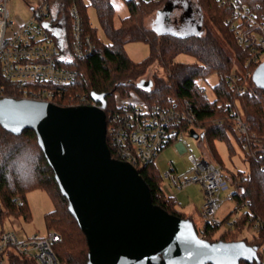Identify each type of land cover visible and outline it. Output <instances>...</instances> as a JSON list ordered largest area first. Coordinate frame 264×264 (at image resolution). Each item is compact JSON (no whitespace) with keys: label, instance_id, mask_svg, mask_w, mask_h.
I'll use <instances>...</instances> for the list:
<instances>
[{"label":"trees","instance_id":"16d2710c","mask_svg":"<svg viewBox=\"0 0 264 264\" xmlns=\"http://www.w3.org/2000/svg\"><path fill=\"white\" fill-rule=\"evenodd\" d=\"M60 1L65 13L72 5H77L84 32L92 38L95 47L87 57L71 63L77 78L68 87L67 93L86 94L90 100L93 92L104 93L108 125L110 113L116 108L117 93L123 98L138 93L146 102L160 105L171 104L170 99L189 101L196 111L198 122L206 129L205 138L215 159L217 151L214 139L228 138L229 131L236 136L249 162V170L234 175L233 179L238 181L240 187L239 193L234 195L235 200L240 205L249 201L251 209L264 219V89L256 86L252 79L245 82V73L250 71L252 75L258 64L247 63L249 50L238 42L236 31L232 28V22L236 19L235 10L243 4L250 13L264 20V0H197L201 14L208 15L215 32L209 27H202L200 34L186 37L159 35L144 23L148 15L168 0H126L129 14L121 19L118 27L114 24L115 8L111 0H88L89 4L84 0ZM90 5L97 11L107 41L98 37L97 30L90 23L87 12ZM180 9L183 11L185 8ZM180 13L176 16L178 22ZM66 27L70 32L68 17ZM128 41L148 43L150 54L141 61L132 60L125 49ZM180 53L192 56L194 61H178ZM157 60L166 78L160 81L153 79L151 90L139 88L136 83ZM233 70L241 75L239 83L244 90L240 94L227 81ZM212 74L217 76L218 81L212 86L214 97L208 98L200 92L198 83ZM57 104L68 105L67 97L58 99ZM237 114L242 115L247 123L250 135L254 134L249 139L248 149L244 148L247 139L236 130L234 117ZM139 172L148 183L155 203L170 213L186 218L175 199L164 190L163 174L159 173L155 160L140 167ZM34 189L46 191L54 202V208L45 214V219L47 231L53 230L59 235V240L54 244L59 260L63 264H87L89 248L85 233L68 208V200L62 194L54 171L38 144L36 132L25 128L21 133L14 134L0 125L1 217L22 216L30 219L26 194ZM195 227L199 232L196 224ZM221 227L205 223L201 228L203 237L210 241L241 240L244 219L222 232ZM245 241L259 250L264 242V231L257 238ZM9 264L36 263L12 252Z\"/></svg>","mask_w":264,"mask_h":264},{"label":"built area","instance_id":"2783aa9c","mask_svg":"<svg viewBox=\"0 0 264 264\" xmlns=\"http://www.w3.org/2000/svg\"><path fill=\"white\" fill-rule=\"evenodd\" d=\"M235 14L232 28L236 31L238 42L249 50L247 63L259 64L264 61V20L250 13L245 4L237 8ZM67 17L70 32L66 27ZM54 32L64 38L63 47ZM94 48L92 38L84 32L82 15L77 5H72L65 13L63 8L52 10L48 2L40 1L29 19L16 24L10 19L7 0L0 1V98H26L57 104L58 99L67 97L68 105H100L93 98L90 100L86 94L67 93L68 87L77 78V72L71 67V63L87 57ZM251 76L250 71L245 73V82ZM240 78L241 75L236 70L227 77L237 94L244 90V86L239 83ZM198 84L200 92L211 98L209 89L212 90V85L209 80L200 79ZM170 101L169 105H160L148 103L136 95L117 97L116 108L110 113V122L107 124V142L111 155L130 162L139 170L152 163L181 133L191 134V129L197 132L198 128L205 132V127L198 122L196 111L189 101ZM234 121L237 132L247 139L244 148L248 149L249 139L254 134L250 135L242 115H235ZM177 146L182 151L187 150L181 141ZM189 162L190 168L181 175L175 172L172 164L163 174V179L168 180L169 189H183L196 183L202 187L204 201L200 208L203 219L201 228L208 222L228 229L234 227L235 222L244 219L240 239L250 241L260 236L264 231V219L251 209L249 201L241 205L236 201L231 211L223 217L218 216L224 202L221 193L229 188L222 164L211 157L198 159L193 154L189 155ZM234 184L231 194L233 199L240 191L238 181ZM167 194L176 201L171 193ZM1 214L2 208L0 264H9L12 252L29 258L36 264H63L54 250V244L59 240L55 231L21 237L15 229L5 227L9 217L2 218ZM198 233L204 238L202 231ZM245 233H250L247 238ZM257 255V260H241L240 264H264V242L257 249Z\"/></svg>","mask_w":264,"mask_h":264},{"label":"water","instance_id":"95a60500","mask_svg":"<svg viewBox=\"0 0 264 264\" xmlns=\"http://www.w3.org/2000/svg\"><path fill=\"white\" fill-rule=\"evenodd\" d=\"M180 7V19L171 21ZM187 0H168L156 11L152 28L179 37L200 34L202 21ZM61 47L64 38L54 32ZM264 89V61L252 73ZM136 85L153 87L152 79ZM100 105H59L26 98H0V125L19 134L36 132L68 208L85 233L87 264H240L258 259L257 247L245 240L201 238L190 218L155 203L150 187L130 162L111 155L107 142V99L92 93ZM195 138L199 134L191 129Z\"/></svg>","mask_w":264,"mask_h":264},{"label":"rangeland","instance_id":"374dc122","mask_svg":"<svg viewBox=\"0 0 264 264\" xmlns=\"http://www.w3.org/2000/svg\"><path fill=\"white\" fill-rule=\"evenodd\" d=\"M187 1L193 8L192 13L194 12L199 20L202 21L203 28L209 27L215 32V28L210 22L208 15L201 14L198 8L197 0ZM38 2L39 1L37 0H7L10 19L16 24L29 19L33 15L34 9L38 6ZM84 2L89 4L88 0H84ZM111 2L114 4L115 8L114 24L116 27H118L120 25L121 19L129 14V8L127 6L126 0H111ZM157 9L145 18L144 23L147 27H152V22L155 19ZM87 12L91 25L97 30L98 37L103 41H107L105 32L100 25L95 7L93 5L88 6ZM179 12H182V9H177V14ZM125 49L127 55L134 61H141L145 59L151 51L150 45L144 41H128L125 45ZM177 60L183 62H193L194 58L190 55L180 53L177 56ZM237 65L239 66V64ZM241 70H243V68H241ZM142 78L152 80L154 79L156 81L166 78V73L159 60L154 62L148 68ZM207 79L212 86L218 81V78L215 74L208 76ZM251 79L252 78H249V81ZM208 87L210 88L209 85ZM209 93L211 94L210 97L213 98L214 95L211 89H209ZM132 95L140 97L138 93H133ZM115 97L117 101V97L120 98L122 96L120 93H117ZM197 133L199 134L198 138L193 137L187 132L181 133L175 141H172L159 153L155 159V165L159 173L165 174V172L170 169L172 164L175 167V172L177 174L181 175L187 172L188 168L191 166L189 162L190 154H193L198 159H206L211 157V149L207 139L205 138L204 130L198 128ZM180 141L186 146V151H182L177 146ZM213 142L217 151V158L215 160L224 167V172L229 183V188L221 193L222 198H224V202L219 209L218 216L223 217L227 212L233 209L236 204V200L231 198V194L235 188V181L233 179L234 175L238 174L239 171L247 172L249 170V162L245 158L244 150L240 146L236 136L231 131L228 132V138H216ZM162 185L164 189H166L167 193H171L176 198L178 208L185 212L186 218L192 217L196 226L201 231L203 219L199 211L204 200V192L202 187L196 183L191 184L183 189H178L176 187L169 189L167 187V179H163ZM26 198L31 212L30 219L27 220L22 216H10L5 222V227L15 229L21 237L31 236L35 233L45 234L48 230L45 214L54 208V202L51 196L42 189H34L27 192ZM234 214L235 212L232 215ZM223 230L224 228L221 227V232ZM245 234V238H247L250 233Z\"/></svg>","mask_w":264,"mask_h":264},{"label":"crops","instance_id":"0c3cea01","mask_svg":"<svg viewBox=\"0 0 264 264\" xmlns=\"http://www.w3.org/2000/svg\"><path fill=\"white\" fill-rule=\"evenodd\" d=\"M29 1H31V0H29ZM37 1H46V0H37ZM38 2V3H39ZM46 2H48L49 3V5H50V7L52 8V10H55V9H59V8H62V3H61V1L60 0H49V1H46ZM62 14V13H61ZM212 153V152H211ZM211 158H214L215 159V157L213 156V154H211ZM204 201V200H203ZM203 203V202H202ZM178 206V205H177ZM232 210V209H231ZM230 210V211H231ZM200 212V211H199ZM228 213V212H227ZM226 213V214H227ZM225 214V215H226ZM200 215H201V213H200ZM224 215V216H225ZM202 217V216H201Z\"/></svg>","mask_w":264,"mask_h":264},{"label":"flooded vegetation","instance_id":"af4514ba","mask_svg":"<svg viewBox=\"0 0 264 264\" xmlns=\"http://www.w3.org/2000/svg\"><path fill=\"white\" fill-rule=\"evenodd\" d=\"M176 16H177V9L174 11V13L171 16V21L174 22L176 20Z\"/></svg>","mask_w":264,"mask_h":264}]
</instances>
